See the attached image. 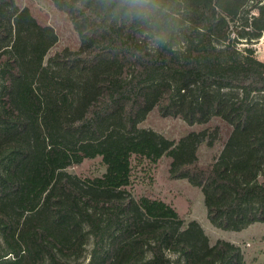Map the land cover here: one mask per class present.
<instances>
[{"label": "trees", "instance_id": "1", "mask_svg": "<svg viewBox=\"0 0 264 264\" xmlns=\"http://www.w3.org/2000/svg\"><path fill=\"white\" fill-rule=\"evenodd\" d=\"M53 2L80 46L45 62L56 29L0 0V264H243L240 246L128 186L133 155L167 154L215 226L264 222V61L239 46L264 34V0H151L144 19L125 0ZM154 107L228 123L218 157L199 160L205 128L175 141L140 127ZM98 155L101 176L67 171Z\"/></svg>", "mask_w": 264, "mask_h": 264}, {"label": "rangeland", "instance_id": "2", "mask_svg": "<svg viewBox=\"0 0 264 264\" xmlns=\"http://www.w3.org/2000/svg\"><path fill=\"white\" fill-rule=\"evenodd\" d=\"M16 2L21 7H29L41 21L51 24L58 33V41L48 51L45 62L63 48H79L80 38L71 18L67 13L59 10L53 0H16ZM261 37L249 44L242 42L239 46H251L255 56L264 61V38ZM139 125L152 128L175 141L191 130L205 128L206 137L198 149V157L202 163H209L218 157L232 128L217 116L210 117L205 123L191 125L181 117L162 116L157 107L152 108ZM209 141L212 143L209 144ZM170 168L171 157L167 154L157 162L148 159L138 161L133 155L131 184L128 189L137 200L146 196L165 201L179 212L186 223L193 219L197 220L208 235L211 244L219 239L237 244L243 253V264H264V222H254L241 230L215 226L208 218L201 188L186 178H172ZM67 171L78 177L87 178L101 176L106 171V166L102 157L98 155L70 165ZM260 179H264V172ZM87 248L89 251L91 242L88 243Z\"/></svg>", "mask_w": 264, "mask_h": 264}, {"label": "clouds", "instance_id": "3", "mask_svg": "<svg viewBox=\"0 0 264 264\" xmlns=\"http://www.w3.org/2000/svg\"><path fill=\"white\" fill-rule=\"evenodd\" d=\"M128 5L126 15L137 19H144L150 14L151 0H125Z\"/></svg>", "mask_w": 264, "mask_h": 264}, {"label": "built area", "instance_id": "4", "mask_svg": "<svg viewBox=\"0 0 264 264\" xmlns=\"http://www.w3.org/2000/svg\"><path fill=\"white\" fill-rule=\"evenodd\" d=\"M261 38H264V34H263V37H261Z\"/></svg>", "mask_w": 264, "mask_h": 264}]
</instances>
